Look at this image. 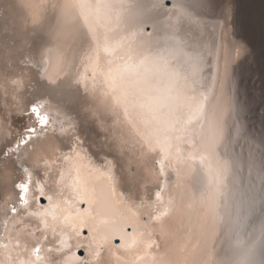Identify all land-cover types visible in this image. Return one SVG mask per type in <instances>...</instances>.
Listing matches in <instances>:
<instances>
[{"label": "bare ground", "instance_id": "bare-ground-1", "mask_svg": "<svg viewBox=\"0 0 264 264\" xmlns=\"http://www.w3.org/2000/svg\"><path fill=\"white\" fill-rule=\"evenodd\" d=\"M164 1L0 0V264H264L231 31L264 0Z\"/></svg>", "mask_w": 264, "mask_h": 264}, {"label": "rangeland", "instance_id": "rangeland-1", "mask_svg": "<svg viewBox=\"0 0 264 264\" xmlns=\"http://www.w3.org/2000/svg\"><path fill=\"white\" fill-rule=\"evenodd\" d=\"M197 7L206 12L213 10L211 0H197ZM247 17V14H243L239 17V21L237 20L236 25L237 28L231 27V31H236L235 33L237 34L242 33L252 36L255 41L253 45L246 43V47L243 45L245 50L243 49V53L239 54L240 57H238L239 55L237 56L241 61L236 59L238 62H233V65L236 67V72L234 70L235 76H233L234 74L232 73V76L234 77H232V80L234 79L233 84L235 83L233 91L235 90L234 97L237 107L236 109L239 108V111L236 110L239 113V115L237 114V117L240 116V122L242 121L240 124H243V134L248 136H245L246 140L249 139L247 141L248 143L250 142L251 144L252 142V145L254 147L257 146L256 148H258L259 142L264 140L262 139L264 138V119H262L260 115L264 113V24L259 18H254V21L252 15L248 18ZM249 24L253 25V28H250ZM245 51L250 55L246 54ZM241 54L243 55L241 56ZM245 55H247V57ZM239 62L241 63L239 64Z\"/></svg>", "mask_w": 264, "mask_h": 264}, {"label": "water", "instance_id": "water-1", "mask_svg": "<svg viewBox=\"0 0 264 264\" xmlns=\"http://www.w3.org/2000/svg\"><path fill=\"white\" fill-rule=\"evenodd\" d=\"M164 4H165V6H170V0H165L164 1ZM149 19H146V20H143V22H147L145 25H144V27H143V31H144V33H149L150 31H151V25L149 24ZM35 108V107H34ZM36 109V108H35ZM37 115H38V117H40V119L43 121V120H45V115H43V114H41L40 113V111L37 109ZM45 124H46V120H45V122H44ZM38 203H39V205L40 206H44L45 204H46V198L43 196V195H39L38 196ZM86 207V203L83 201V202H81L80 204H79V208L82 210V209H84ZM19 224H17V226H18ZM130 230H131V226H127L126 227V231L127 232H130ZM82 234L83 235H87V229L86 228H84L83 230H82ZM113 241H114V244H118L119 243V238L118 237H115L114 239H113ZM38 251V249H36L35 250V252H37ZM76 254H77V256L78 257H83L84 256V251H83V249L80 247V248H78L77 250H76Z\"/></svg>", "mask_w": 264, "mask_h": 264}]
</instances>
